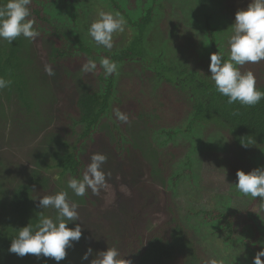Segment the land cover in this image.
Segmentation results:
<instances>
[{
  "label": "rangeland",
  "instance_id": "1",
  "mask_svg": "<svg viewBox=\"0 0 264 264\" xmlns=\"http://www.w3.org/2000/svg\"><path fill=\"white\" fill-rule=\"evenodd\" d=\"M147 1L125 0L124 3L126 2V6L135 11L139 6L143 7ZM80 3L82 6L79 5L80 8L75 13L77 21L86 38L92 41L87 35L88 26L97 18L99 11L111 10L100 0H80ZM60 4L61 8H65V3ZM161 5L155 22L147 34L145 44L147 50L152 55L159 56L165 65L182 64L200 70L206 77L211 76L209 71L211 54L205 35L198 26L205 14L213 13V23L220 29L223 37L221 47L228 56L227 37L231 31L229 28L234 23L236 12L247 7L239 8L240 3L237 0H163ZM130 34L127 27L123 33H114V46L111 50L124 46ZM50 48V44L42 38L32 41L30 48V59L34 61V66L30 69H37V82L39 81L42 87L44 84L46 87L49 86L47 100L40 109V115L37 117L32 115L34 119H27L18 110L16 99L6 96L1 98L6 109L3 112L0 108V180L9 181L3 187L6 191L11 190L14 184L28 179L32 171L39 168L36 166V159L44 149L47 137L58 134L69 144L76 139L69 119L73 116L74 110L75 82L67 78L64 71H71L74 75L82 65L65 61L54 66L48 59ZM45 65L51 66L55 75L48 76L44 71ZM240 71H252L258 76L257 78L264 80V61L245 64ZM151 76L152 73L148 70H143L139 65L134 64H126L118 72L117 98L121 102L120 110L129 116V123L118 121L114 113L111 114V118L118 125L130 130L134 137L141 131L145 130L149 134L151 131L148 129L156 130L163 126L183 128L189 117V102L186 96L173 85L167 86L165 82L163 84L159 81L157 85L155 80L148 81ZM140 107L145 108L146 111ZM137 109L141 113L150 115V124L147 125L145 119L135 114L138 113ZM176 113L181 115L174 119L173 115ZM43 119L44 123H41ZM111 122L106 119L103 122L105 126L101 127V130L93 136V140L87 141L83 148L86 166L94 153L107 156L102 168L107 182L112 186L111 192L101 190L99 195H93L91 190H88L90 194L88 202L82 204L76 202L79 220L71 226L74 228L76 224H80L83 238L75 247L80 249L82 257L88 248L93 250L92 255L87 261L83 260V263L91 264V260L101 247L114 242L116 236L111 231L115 226L125 231L134 221L138 231L147 236L150 230L161 226L169 218V209H171L172 213L177 215L190 230L207 264L210 258L219 259L223 264H250L249 252L240 238L233 244H227L224 235H213L211 226L205 225L195 213L200 209L249 208L250 216L258 224L253 212L255 209L264 212V202L254 201L255 198L242 195L234 187L237 183L238 170H243L247 174L256 169L254 161L257 152L252 153L245 162V167L239 169L237 163L234 165L236 150L233 144L217 130L207 126L191 136H179L162 150L164 165L158 163L156 165L164 171L161 175L166 182H162L151 172L152 161L133 149L130 154L121 152L122 147L117 143V139L109 133ZM153 134L149 135L153 137L155 135ZM155 142H157L156 137ZM188 155L193 160L192 173L195 179L186 176L180 181L179 187L173 189L168 179L174 170L183 169ZM48 162L51 164L50 159ZM47 169L48 174L55 181L47 191L38 189L35 202L40 209L42 208L39 206V198L60 192L57 169ZM108 173L111 174L110 177L107 176ZM67 179L68 177L64 179V184H67ZM121 185H125L131 194L126 195L121 192ZM113 195L114 204L106 205V200L112 199ZM68 198L70 202H75L69 195ZM43 210L48 216H53L55 213L52 209ZM243 228L245 234L252 235L249 226ZM245 234H242L241 238Z\"/></svg>",
  "mask_w": 264,
  "mask_h": 264
},
{
  "label": "trees",
  "instance_id": "2",
  "mask_svg": "<svg viewBox=\"0 0 264 264\" xmlns=\"http://www.w3.org/2000/svg\"><path fill=\"white\" fill-rule=\"evenodd\" d=\"M124 1L100 0L112 12H119L127 20V28L131 32L124 46L104 50L99 49L87 39L79 26L75 13L82 4L80 0H31L29 19L35 20L34 28L40 33L37 38H42L50 44L49 61L54 66L65 61L83 65L88 58H92L96 60L97 68L88 73L77 69L78 72L74 75L71 71H64L67 78L75 82L73 116L69 117L72 124L70 127L76 136L75 141L69 144L58 134L50 135L44 142V149L36 159V166L39 168L34 169L28 179L14 184L9 191L3 189L9 181L0 180V216L3 217H0V264H57L52 258L42 256L38 258L33 254L19 257L10 253L8 249L11 239L16 236L19 229L29 223L35 226L41 214L48 216L46 211L37 207L35 202L38 189L47 191L54 185L55 180L48 174L47 168L57 169L60 191H67L68 195L80 204L88 202L90 195L88 192L83 197H77L63 181L66 177H68L67 180L82 177L86 169L84 145L87 141H92L93 136L105 126L103 122L106 119L112 121L108 130L122 147L121 152L130 154L133 149L152 161L151 172L162 182H166L161 175L164 171L156 166L157 163L164 165L162 150L179 136H191L207 126L217 130L233 144L236 150L234 165L237 163L239 169L245 167V162L254 152H257L254 161L256 168L264 167V100L252 107L241 106L239 102L228 104L227 97L216 91L210 76L206 77L200 70L182 64L173 66L163 64L160 57L152 55L145 45L147 34L155 22L163 0H148L143 7L139 6L135 11L129 9ZM237 1L240 3L239 8L247 7L251 3V0ZM60 3H65V8H61ZM213 18V13L205 14L198 27L205 35L210 54L219 51L227 59L221 47L223 40L221 31L213 23ZM31 44L32 41L22 36L14 40L11 45L0 40V77L11 81L9 87L0 90V108L3 112L6 109L1 98L4 96L14 98L18 101V110L27 119H34L32 115L35 117L40 115V109L47 100L46 95L49 89V86L46 87L44 84L42 87L40 82H37V69H30L34 66V61L30 59ZM101 57L116 61L119 69L126 64L139 65L143 70L152 73L148 81L155 80L157 85L159 82L163 84L165 82V85H173L175 89L182 92L189 102V117L184 127L163 126L156 130L148 129L151 131L149 134H155L153 137L145 130L134 137L130 130L118 125L111 118L114 109L121 108V102L117 98L118 75L105 77L99 64ZM257 77L256 87L264 91V80ZM141 109L146 111L145 108ZM139 110L135 114L145 119L147 125L150 124V115L141 113ZM180 115L181 113H176L173 118L177 119ZM43 121L44 119L41 123ZM155 137L157 142L154 143ZM192 165L193 160L188 155L183 169L174 170L168 179L173 189L178 188L180 181L186 176H192L195 179ZM254 201L264 202L259 197ZM169 211V218L161 226L150 230L147 236L138 231L134 221L125 231L114 224L115 229L111 232L113 235L115 233L116 239L109 245L105 244L97 253L106 251L108 247H115L120 257L130 261L131 264H207L190 230L177 215L172 213L171 209ZM249 212V208L244 210L200 209L195 216L200 217L205 225L211 226L213 235H224L227 244H233L240 238L249 252V263L253 264V257L264 249V212L254 210L253 216L258 220V224L254 222ZM53 214L52 217L55 216V213ZM71 224L67 227L72 228ZM243 226H249L252 235L245 234ZM242 234H245L243 238H241ZM82 238L81 236L79 242H73L72 248L66 249V258L59 264H84L80 249L75 247L79 245ZM261 259L264 260V257Z\"/></svg>",
  "mask_w": 264,
  "mask_h": 264
},
{
  "label": "clouds",
  "instance_id": "3",
  "mask_svg": "<svg viewBox=\"0 0 264 264\" xmlns=\"http://www.w3.org/2000/svg\"><path fill=\"white\" fill-rule=\"evenodd\" d=\"M31 0H5L0 2V40L9 45L18 37L29 41H35L39 37V31L34 28L35 20L29 19ZM127 27V20L119 13L112 11H99L97 18L90 23L87 35L96 46L111 50L114 46L113 34L123 33ZM227 37V59L219 52L210 55L209 71L210 79L214 82L216 91L227 97L228 104L239 102L241 106L252 107L264 100V91L256 87V76L252 71L241 72L240 68L245 64H257L264 61V0H251L245 10H239L235 14L234 23L229 28ZM100 67L105 77L118 75L119 65L108 57H101ZM97 68L95 59L88 58L82 65L81 71L88 73ZM45 73L48 76L55 75L53 68L45 65ZM10 80L0 77V90L9 87ZM115 118L122 123H129V116L120 109H114ZM107 161V156L94 153L90 163L86 166L81 178H72L67 182V188L77 197H83L88 190L93 195H99L101 190L111 192L112 186L107 182L106 174L102 166ZM110 173L107 176L110 177ZM237 183L234 185L237 192L244 196L259 197L264 200V167L256 168L247 174L243 170L236 172ZM120 191L130 195L125 185L120 186ZM112 199L106 200V205L114 204ZM39 206L42 209H52L55 216L40 215L38 223L19 229L15 237L11 239L8 249L19 257L33 254L36 257L52 258L57 264L66 258V249L73 247V242H79L82 236L80 224L74 228L67 225L79 220L76 202H70L67 191H60L53 195H45L39 198ZM92 249L88 248L82 257L87 261L92 255ZM264 249L253 257V264H264ZM91 264H131L130 261L120 257L117 248L112 247L96 254ZM208 264H223L216 258H210Z\"/></svg>",
  "mask_w": 264,
  "mask_h": 264
}]
</instances>
